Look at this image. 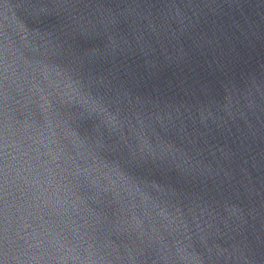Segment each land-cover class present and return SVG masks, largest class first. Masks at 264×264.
Returning <instances> with one entry per match:
<instances>
[{
    "label": "water",
    "instance_id": "obj_1",
    "mask_svg": "<svg viewBox=\"0 0 264 264\" xmlns=\"http://www.w3.org/2000/svg\"><path fill=\"white\" fill-rule=\"evenodd\" d=\"M0 264H264V0H0Z\"/></svg>",
    "mask_w": 264,
    "mask_h": 264
}]
</instances>
